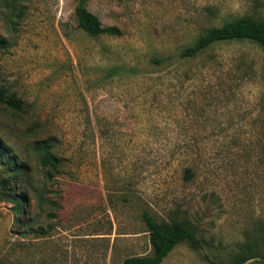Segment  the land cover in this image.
<instances>
[{
  "label": "rangeland",
  "instance_id": "obj_1",
  "mask_svg": "<svg viewBox=\"0 0 264 264\" xmlns=\"http://www.w3.org/2000/svg\"><path fill=\"white\" fill-rule=\"evenodd\" d=\"M79 2L119 35L89 37ZM249 14L264 0H0V88L21 101L0 103V141L25 166L20 211L0 186V260L122 264L152 253L147 215L201 240L161 264H231L246 245L262 255L245 264H264V53L230 42L149 65Z\"/></svg>",
  "mask_w": 264,
  "mask_h": 264
},
{
  "label": "trees",
  "instance_id": "obj_2",
  "mask_svg": "<svg viewBox=\"0 0 264 264\" xmlns=\"http://www.w3.org/2000/svg\"><path fill=\"white\" fill-rule=\"evenodd\" d=\"M208 10L214 15L213 10ZM74 16L77 26L91 38H97L104 34L109 36L119 35V31L115 27H103L98 17L89 12L82 2L76 5ZM4 42L5 40H0V46H3ZM230 42L250 43L264 53V16L249 14L224 21L220 25H211L200 33L192 43L182 46L174 57L164 55L153 57L150 59L149 65L155 68H165L168 65L181 66L192 62L217 44ZM117 69H123L133 76L144 74L136 66L117 67ZM0 103L11 109L21 110V101L4 88H0ZM35 151L40 156L41 166H48L54 171L58 169L59 160L50 151L49 146L39 144L35 147ZM15 162L16 158L11 155L9 148L0 141V186L3 193L13 202L16 210L20 211L23 207V198L17 193L16 184L20 179V175L24 173L25 166L18 165ZM183 172L186 178H192L194 175L191 167H186ZM143 221L149 232L152 253L147 256L126 258L122 264H161L179 244L186 243L194 250H198L202 246L195 228L186 220H171L159 223L152 217L145 215ZM260 252H262V249H255L250 245H246L244 250L233 258L231 264H245L249 260L262 255ZM207 262L208 264H219L212 259H208ZM0 264L7 263L0 260Z\"/></svg>",
  "mask_w": 264,
  "mask_h": 264
}]
</instances>
